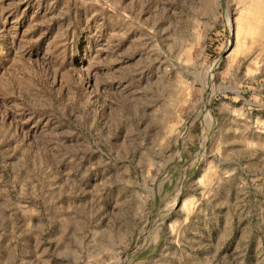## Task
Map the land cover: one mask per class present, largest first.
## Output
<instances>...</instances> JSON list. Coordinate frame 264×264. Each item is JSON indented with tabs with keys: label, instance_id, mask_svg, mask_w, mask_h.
Returning a JSON list of instances; mask_svg holds the SVG:
<instances>
[{
	"label": "rangeland",
	"instance_id": "374dc122",
	"mask_svg": "<svg viewBox=\"0 0 264 264\" xmlns=\"http://www.w3.org/2000/svg\"><path fill=\"white\" fill-rule=\"evenodd\" d=\"M0 264H264V0H0Z\"/></svg>",
	"mask_w": 264,
	"mask_h": 264
},
{
	"label": "bare ground",
	"instance_id": "6f19581e",
	"mask_svg": "<svg viewBox=\"0 0 264 264\" xmlns=\"http://www.w3.org/2000/svg\"><path fill=\"white\" fill-rule=\"evenodd\" d=\"M205 70H207V69H205ZM210 71H211V70H210ZM210 73H211V72H210ZM208 76H209V75H208ZM204 112H205V114H206L207 116H209V114L207 113V109H206V107H205V111H204ZM209 117H210V116H209ZM209 117H208V118H209ZM209 119H210V118H209ZM207 122H208V121H207ZM206 137H207V136H206Z\"/></svg>",
	"mask_w": 264,
	"mask_h": 264
}]
</instances>
